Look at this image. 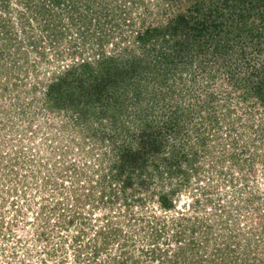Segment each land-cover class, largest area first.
I'll use <instances>...</instances> for the list:
<instances>
[{
    "label": "trees",
    "instance_id": "1",
    "mask_svg": "<svg viewBox=\"0 0 264 264\" xmlns=\"http://www.w3.org/2000/svg\"><path fill=\"white\" fill-rule=\"evenodd\" d=\"M166 1V7L158 4L157 12L147 5L144 14L155 16H145L137 28L127 4L140 5L141 0H111L116 9L107 13L103 11L105 0H0V53L15 47L28 61L31 51L43 63L68 59L46 80L36 69L32 88L39 92L42 108L64 110L81 125L87 121L102 125L103 129L94 127L89 135L82 132L83 143L79 146L92 145L90 150L87 148L88 154H96L95 164L108 170L96 181L101 185L102 200L114 202L113 191L107 189L121 182L128 220L134 221L135 203L145 204L137 192L154 184L150 202L155 201L160 211L172 213V220L161 217V212L153 215L148 246L132 250L129 244L135 243V233L125 232L108 219L104 229L98 231L103 238H95L93 256L88 254L83 259L80 251L78 264L99 260L98 255L112 241L114 249L106 255L108 261L99 264L213 263V258L202 252L207 245L198 241L203 235L210 244L208 233L213 223L198 214L201 206L206 209L209 206L205 204H212L211 190L218 187L210 175L202 174L208 164L204 157L214 160L221 145L238 165L239 154L252 164L259 156L257 152L252 154L251 145L238 154L239 140L231 139V134L242 124L256 127L258 136L264 138L262 124L255 118L258 113L264 116V0ZM172 9L174 14L162 20V15H169ZM93 37L98 38L96 51L80 53L82 44ZM118 37L132 46L126 43L120 50L107 51L108 44L117 46ZM185 72L194 75L195 86L189 88L186 84L184 89L183 76L176 81L175 74ZM199 73L203 80L197 84ZM182 91L181 103L185 101V106L175 97ZM242 109L249 110L248 114H241ZM191 128L196 135L188 132ZM71 167L76 172L74 163ZM195 175L198 193L194 191V201L180 206L178 192ZM158 178L170 180L172 189L166 183L162 191L158 190ZM89 184L76 194L77 198L88 201L91 192H96L92 178ZM68 206L65 204L66 209ZM251 226L236 223L232 229L230 225L224 228L225 244L228 238L234 243V249L228 247V264H264V240H255L258 234H264V224L258 230ZM123 236L128 239L125 241ZM225 244L222 251L226 250ZM198 253L197 263L194 258Z\"/></svg>",
    "mask_w": 264,
    "mask_h": 264
},
{
    "label": "rangeland",
    "instance_id": "2",
    "mask_svg": "<svg viewBox=\"0 0 264 264\" xmlns=\"http://www.w3.org/2000/svg\"><path fill=\"white\" fill-rule=\"evenodd\" d=\"M105 1L107 5L103 11L113 12L116 4L112 5L111 0ZM141 1L140 5L127 4L132 10L131 19L137 23V28L141 26L145 16L146 18L155 16L150 13L144 14L147 5L150 10L156 12L158 4L167 6L166 0ZM173 11L174 9L170 10L169 15L165 14V17L163 14L162 20L174 14ZM93 24H96L95 20ZM19 39L21 38H18V41ZM116 40L119 41L117 46L108 44L107 51L115 52L120 50V46L124 47L129 43L120 42L119 37ZM12 41L15 39L12 38ZM97 43L98 38L93 37L88 44H82L80 53L85 55L88 52H95ZM24 56L22 52H16L15 47H8L0 53V264H78L80 251H83L81 255L83 259L88 254L93 256L95 238L98 237L100 240L103 238L98 231L104 229L108 219H113V225L122 227L125 232L135 233L136 241L129 244L131 245L129 250L148 246L149 240L152 239L154 216L161 212L159 214L161 217L168 216L167 218L172 220V213L160 211L155 201L150 202L154 184L150 188L143 186L137 192V195L145 200V204L136 202L132 210L135 219L138 218L139 221L128 220L130 215L127 207L124 206V194L120 192L121 182L107 189L113 191L114 202L103 201L100 182L96 183V181H100L108 170L101 168L100 163L95 164L96 154L93 155L91 151L88 154L87 148L90 150L92 145L79 147L80 143H83L84 134L86 136L92 133L94 127L103 129L102 125L94 121L90 124L88 121L83 123L80 119L84 124L81 125L79 121L73 119V115L65 113L64 110L42 108L43 100L40 99L39 92L32 88L36 69L41 71L40 77L46 80L51 76L52 71L61 69L68 59L65 62L52 60L51 63H43L39 61L40 56L33 51L30 52L29 61ZM175 75L174 78L178 82L183 76L184 89L187 88L186 84L190 85L189 88L191 85H196L193 81L194 75L190 72L186 75L181 73ZM197 75H199L197 76L199 81L196 79L197 84H200L203 80L202 75L200 73ZM183 93L182 91V96L179 92L175 94L178 104L184 99ZM184 102H182L183 106H185ZM19 109H25V112L22 113ZM248 111L244 110L241 114L247 115ZM198 116H195L196 121H201L199 118L201 116ZM255 118L264 129V116L258 113ZM188 132L196 135L192 128L188 129ZM232 138L239 140L237 148L235 144L238 154L245 150L246 145H251L252 154L257 152L259 156L254 157L255 162L252 164L250 160L244 161L243 156L239 154L237 158L241 160L238 165L228 153H225L222 145L218 147L220 152L218 151V157L214 160L203 156L205 161L208 160V164L203 167L202 174L210 175L213 185L218 186L212 187L215 189L211 188L214 199L212 204H209L210 202L205 204L209 206L206 209L201 206L198 214L199 218L209 217L210 224L213 223L208 233L210 244H207L203 235L198 238L199 242L207 245L206 248H202V252H207V255L213 258V263L210 264L230 263V260L226 261V258H230V256L226 257V254L228 247L234 249L232 246L234 243L228 238V244H225L224 228L230 225L232 229L236 223H239L245 228L252 225L251 229L258 230L259 225L264 224V204H262L264 203V138L258 136L256 127L242 124L231 134ZM228 140L230 137L227 138V142H230ZM231 146L234 147L232 144ZM82 149H86L85 154ZM221 150L226 155L219 154L222 153ZM72 163L76 167V172L71 167ZM91 178L97 185L96 192H91L88 201H85L84 197L77 198L76 194L82 193L85 186V188L89 187ZM166 183H169L172 189L173 183L170 180L166 182V178H158V190L162 191ZM197 183V175H195L190 178L189 185H184L179 190L176 199L180 206L185 201L187 203L194 201V191L198 193L195 188L198 187ZM74 189H77L76 192ZM108 198L109 195L106 199ZM253 198L257 199L253 200ZM65 204H69L67 209ZM73 218L74 221L70 222ZM218 227H222L223 230ZM77 235H81L80 240L74 238ZM258 235L259 237L255 235L256 241L264 240V234ZM122 239L126 241L128 238L123 236ZM113 242L108 249L98 255L99 260L95 259L91 263L84 260L83 264H99L104 259L108 261L106 255H109L110 251L113 252ZM224 244L226 250L222 251ZM245 244L246 242L244 246ZM116 253L118 254L119 250ZM199 258L198 253L194 261H199ZM203 263L207 264L206 261Z\"/></svg>",
    "mask_w": 264,
    "mask_h": 264
}]
</instances>
